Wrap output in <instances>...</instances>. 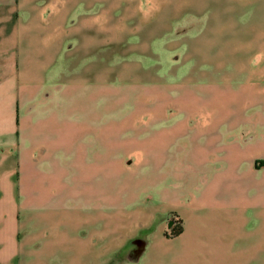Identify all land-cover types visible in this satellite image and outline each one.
Instances as JSON below:
<instances>
[{"label": "rangeland", "instance_id": "1", "mask_svg": "<svg viewBox=\"0 0 264 264\" xmlns=\"http://www.w3.org/2000/svg\"><path fill=\"white\" fill-rule=\"evenodd\" d=\"M133 2L119 7L126 38L110 47L105 96L79 102L91 130L72 158L33 166L44 175L21 220L41 243L28 264H189L182 242L195 237L264 245L263 208L240 212L235 236L183 234L182 220L206 192L243 204L264 190V169L255 177L242 161L264 148V0Z\"/></svg>", "mask_w": 264, "mask_h": 264}, {"label": "crops", "instance_id": "2", "mask_svg": "<svg viewBox=\"0 0 264 264\" xmlns=\"http://www.w3.org/2000/svg\"><path fill=\"white\" fill-rule=\"evenodd\" d=\"M133 1L0 0V264H28L37 254L31 247L40 240L21 220V213L31 214L35 192L30 182L44 175L33 166L43 161L59 165L63 153L72 158L80 131L91 130L87 124L80 129L79 102L93 99L95 89L105 96L110 47L126 38L128 17L119 15V7ZM233 160L240 163L238 157ZM242 161L259 177L264 167L257 162H264V148L246 153ZM219 180L237 181L238 175L221 173ZM197 202L190 201L184 211L183 234L188 226L199 237L207 228L235 236L245 221L240 212L264 210V190L256 202L240 204L237 193L217 190ZM197 208L203 216L195 214ZM242 242L191 238L182 242V259L249 264L264 258V245L255 249Z\"/></svg>", "mask_w": 264, "mask_h": 264}, {"label": "water", "instance_id": "3", "mask_svg": "<svg viewBox=\"0 0 264 264\" xmlns=\"http://www.w3.org/2000/svg\"><path fill=\"white\" fill-rule=\"evenodd\" d=\"M172 225V223L170 224V226Z\"/></svg>", "mask_w": 264, "mask_h": 264}]
</instances>
